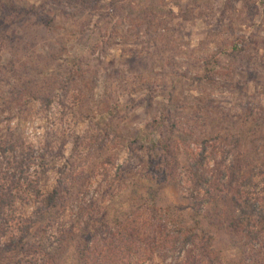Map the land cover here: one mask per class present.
Returning <instances> with one entry per match:
<instances>
[{"label": "rangeland", "instance_id": "1", "mask_svg": "<svg viewBox=\"0 0 264 264\" xmlns=\"http://www.w3.org/2000/svg\"><path fill=\"white\" fill-rule=\"evenodd\" d=\"M114 1L0 0V187L15 197L0 264H82L91 235L124 251L116 221L149 264H181L192 247L174 238L211 208L187 172L203 140L210 173L234 137L264 163V0ZM30 79L50 103L19 96ZM219 237L225 263L264 264V233Z\"/></svg>", "mask_w": 264, "mask_h": 264}, {"label": "trees", "instance_id": "2", "mask_svg": "<svg viewBox=\"0 0 264 264\" xmlns=\"http://www.w3.org/2000/svg\"><path fill=\"white\" fill-rule=\"evenodd\" d=\"M79 1L82 3L88 1L89 4H96L98 0H73V2L76 3ZM111 1L113 2L114 0ZM115 5L116 4H112V6ZM50 23L51 21L48 20L43 26L49 28ZM22 31H24L25 34V26ZM18 33L19 32L13 31L12 36L14 40L26 38V35L22 32L21 35ZM13 38L11 40V38L5 37L7 41L8 39L10 40L12 48L14 47L12 42ZM3 42L4 40L1 43ZM14 48L12 50H15ZM10 65L15 66V61L12 60ZM13 73L17 75L16 71ZM29 74L30 70L29 73H25L24 76L22 75L20 78L25 80L27 78L26 76ZM32 83H34L32 79L26 82L24 81L26 85L23 84L24 90L23 93H18L19 96L26 98V100L36 98L37 100L50 103V99L43 95L40 89L37 92H33L26 88L27 85ZM257 133L256 131L251 135V146L252 149L256 151L261 147V142L257 144L259 141ZM210 142L211 140L209 139L203 140V150L200 158H192L190 165L187 167V172L192 188L208 196L204 205H208L212 209L210 208L209 214L206 213V215L202 217V219L206 221V226H202L200 222H197L196 225L185 226L178 231L179 235L174 238L175 244L181 238L183 245L186 246L185 248L192 247L187 258L181 264H228L225 263L224 257L221 256L222 251L217 246V241L220 239L219 236L221 234L224 233L228 236L239 238L240 241L243 239L251 242L256 241L259 236L264 233V189H261V185L264 183V170L261 168L264 167V163L260 157L262 155L253 158L252 154L246 153V151L243 150L244 142L241 137H234L231 139L233 147L224 149V159L218 163L216 169L210 173L206 170L208 161L210 160L208 155L214 156L216 152V149L210 152L208 151ZM254 145H256L257 148H255ZM166 161L167 160H162L160 162L164 167L163 170L162 167L155 170V174L159 176L160 184H167L174 181L172 175L173 171H170V169L166 167L170 163ZM257 179L259 180L256 181ZM35 192L38 197H42V200L47 206H56L54 205L56 199H54L52 195L44 198L40 190L37 189ZM53 196L58 197L56 191ZM14 200L15 197L10 189L0 187V219L6 216L9 209L13 208ZM152 204L157 206L155 201H152ZM204 205L199 204L197 206ZM158 208L165 213L171 212V209L168 207L159 206ZM116 224L119 226L120 232L123 231L124 235L121 238L124 241H122V246H125L124 248L126 249L123 251L121 247H114L116 244L113 246V241L106 242V244L103 245V249H100L102 244L92 247V245H95V237L91 235L89 245L85 246V249H82V251L80 250L81 248H79V260L82 264H134L135 261H137L138 264L151 263L152 260L146 259L150 257H147L148 255L146 253L143 254L142 249L141 252H139L136 251L138 248L134 249L131 247L132 240L136 239V232L134 235L133 233H128L127 227L125 232V228L122 227L124 226V222L120 224L116 221ZM120 232L119 234L121 235ZM170 238L171 236L166 233L161 234L158 238H154L156 240L155 246L159 247V244L163 245L167 243ZM116 250L119 252L115 255L113 252ZM48 258L51 259L50 256H48Z\"/></svg>", "mask_w": 264, "mask_h": 264}]
</instances>
